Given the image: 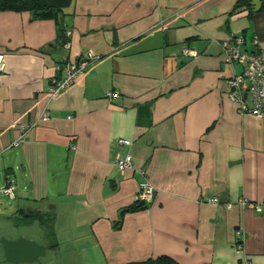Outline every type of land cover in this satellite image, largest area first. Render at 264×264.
<instances>
[{
  "label": "crops",
  "instance_id": "0c3cea01",
  "mask_svg": "<svg viewBox=\"0 0 264 264\" xmlns=\"http://www.w3.org/2000/svg\"><path fill=\"white\" fill-rule=\"evenodd\" d=\"M239 1L74 0L37 21L0 12V222L43 213L54 264H264V116L230 99L244 66L222 50L240 41L244 54L264 51V0L258 13ZM66 62L87 65L53 95ZM44 111L50 122L12 147ZM127 156L133 166L120 171ZM144 181L152 202L117 229ZM7 182L16 200L24 186L22 206L3 201Z\"/></svg>",
  "mask_w": 264,
  "mask_h": 264
},
{
  "label": "built area",
  "instance_id": "2783aa9c",
  "mask_svg": "<svg viewBox=\"0 0 264 264\" xmlns=\"http://www.w3.org/2000/svg\"><path fill=\"white\" fill-rule=\"evenodd\" d=\"M239 42L235 44L224 43L222 45L223 52L229 57L231 62H236L244 66V71L241 75L230 79L227 84L230 90V99L239 107L242 112H249L254 116L262 117L264 116V51L255 52L252 54H244L239 48ZM70 43L65 45L66 49H69ZM184 54L189 57L196 58L198 56V51L185 50ZM99 58V57H97ZM93 55L89 56V60L97 59ZM87 65L86 63L79 62H66L62 64L59 68L64 72L63 79L53 80V86L50 89V93L55 95L60 91L70 87L77 77L83 71V68ZM4 57H0V74L4 71ZM116 96L109 92L107 98ZM247 96H250L252 99V106H249L247 103ZM51 117L49 112L44 111L40 118L35 121L29 127L21 128L20 137L13 143L12 147H20L24 144V135L26 131L33 127H38L41 124H46L50 122ZM121 143L128 142L122 141ZM117 166L121 171H125L128 168L132 167V158L127 156L123 160H118ZM4 197L8 199H14V189L12 187H7L2 189ZM154 197V191L152 190L150 184L147 181H144L139 186L138 192V202L147 205L152 202ZM211 203L217 204L218 199H213ZM240 205L254 209L255 211H261L260 204H251L248 200L241 199ZM229 208H232V205H228ZM240 236V234H238ZM240 244V243H239ZM241 250V246H239Z\"/></svg>",
  "mask_w": 264,
  "mask_h": 264
},
{
  "label": "trees",
  "instance_id": "16d2710c",
  "mask_svg": "<svg viewBox=\"0 0 264 264\" xmlns=\"http://www.w3.org/2000/svg\"><path fill=\"white\" fill-rule=\"evenodd\" d=\"M74 0H0V12L1 13H17L23 14L28 13L31 15L34 21L41 19H48L52 14L62 13L67 10L73 3ZM252 0H240L236 9L246 7L247 9L252 10L251 7ZM252 13V12H251ZM253 15V14H252ZM62 45L70 43L69 37L64 30H59ZM146 205L136 203L132 207L121 210L120 221L117 224L116 228L120 229L123 224L124 216L130 213H135L138 211L144 210ZM19 216L10 219V221L1 220L0 226H2L1 232L6 229L11 224H28L33 221L42 222L40 232L43 233V238L46 242V249L49 251L58 250V241L56 240L53 223L49 220L47 221L43 213L37 212H25L23 210L19 211ZM31 238L34 240L35 237L32 235ZM36 241V239H35ZM146 264H178L175 260L171 259L168 256H162L156 260H150Z\"/></svg>",
  "mask_w": 264,
  "mask_h": 264
},
{
  "label": "water",
  "instance_id": "95a60500",
  "mask_svg": "<svg viewBox=\"0 0 264 264\" xmlns=\"http://www.w3.org/2000/svg\"><path fill=\"white\" fill-rule=\"evenodd\" d=\"M251 6L254 12H260L262 0H252ZM6 262L10 264L35 263L38 259L46 256V248L35 241L23 237L11 241L1 239Z\"/></svg>",
  "mask_w": 264,
  "mask_h": 264
},
{
  "label": "flooded vegetation",
  "instance_id": "af4514ba",
  "mask_svg": "<svg viewBox=\"0 0 264 264\" xmlns=\"http://www.w3.org/2000/svg\"><path fill=\"white\" fill-rule=\"evenodd\" d=\"M22 225L23 226H20L18 224H15V225L14 224H11L6 229H4L2 232H0V262L6 261V258H5V255H4L3 246L1 244V239L2 238H5V239H8V240L14 241V240H17V239L23 237L25 239H28V240H31V241H35V239L33 240L31 238V236H32V233L31 232L34 231L37 228L40 231L41 226H42V222H40V221L37 220V221H33V223L30 222L27 225L26 224H22ZM53 230H54V224H53ZM54 234H55V237H56L55 230H54ZM56 240H57V238H56ZM44 245L46 246V242H44ZM55 252L56 251L53 252V251H49V250L46 249V256L43 257V258H47L49 256V258L52 259L51 261L54 262L52 255ZM49 254H51V255H49ZM40 259H42V258H40ZM40 259H38L35 263H37L38 261H40ZM7 264H10V263H7ZM22 264H30V263H22Z\"/></svg>",
  "mask_w": 264,
  "mask_h": 264
},
{
  "label": "rangeland",
  "instance_id": "374dc122",
  "mask_svg": "<svg viewBox=\"0 0 264 264\" xmlns=\"http://www.w3.org/2000/svg\"><path fill=\"white\" fill-rule=\"evenodd\" d=\"M129 169H131V168H128L127 170H129ZM7 187H12L14 189V195H15L14 199H15L16 198V182H7L5 184V186L2 187V189L3 188H7ZM151 188H152V186H151ZM2 189H1V195L2 196H5L4 193H2ZM152 190L154 191L153 188H152ZM23 191H24V186L19 182V191L17 193V196H18L17 198L18 199L17 200L15 199V201H14V199L8 200L6 198H3V201L5 203L12 204L13 208H16L18 206H22V200L21 199H22V195L24 196ZM137 203L143 204V203H140V202H137ZM143 205H145V204H143ZM1 230H2V226H0V232H1ZM238 234H241V232L240 233L238 232ZM239 246H241V248H242L241 250L239 249ZM237 249H238L239 252H242L243 251V245H242V243L241 244L237 243ZM49 255H51V254H49ZM48 258H49V256L47 258H42V259H40V261H38L37 263H34V264H54V262L51 261L52 259L51 258L48 259ZM0 264H7V262L6 261L0 262Z\"/></svg>",
  "mask_w": 264,
  "mask_h": 264
}]
</instances>
